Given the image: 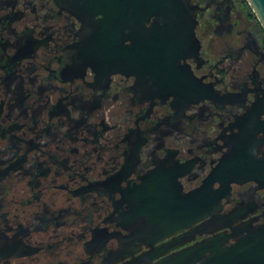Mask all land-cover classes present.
Listing matches in <instances>:
<instances>
[{"label": "flooded vegetation", "instance_id": "1", "mask_svg": "<svg viewBox=\"0 0 264 264\" xmlns=\"http://www.w3.org/2000/svg\"><path fill=\"white\" fill-rule=\"evenodd\" d=\"M198 5L200 52L184 61L218 95L244 90L245 106L264 88V31L245 0ZM74 13L65 0H0V264H152L210 236L216 224L262 227V185L229 182L220 211L202 219L208 226L197 220L158 238L155 248L172 237L182 244L146 260L161 250L148 246L161 214L148 203L139 217L127 190L145 175V189L159 188L148 174L173 164H184L176 194L199 187L228 151L223 134L237 130L230 125L243 107L181 108L169 95L136 91L133 75L98 77L77 54L90 28ZM256 136L264 152V133Z\"/></svg>", "mask_w": 264, "mask_h": 264}, {"label": "water", "instance_id": "2", "mask_svg": "<svg viewBox=\"0 0 264 264\" xmlns=\"http://www.w3.org/2000/svg\"><path fill=\"white\" fill-rule=\"evenodd\" d=\"M65 1L90 28V34L76 43L75 48L83 59V66L98 77L106 79L112 73L133 75L136 91H148L156 98L169 95L172 104L181 108L188 102L198 101H208L215 106L242 105L244 90L218 95L213 83H204L194 76L184 61L186 57L196 59L200 52L194 29L197 12L203 9L198 5L201 0ZM245 2L264 31V0ZM252 92L251 101L242 105V114L230 125L237 130L223 134L222 139L228 138L224 142L228 151L221 154L199 187L183 196L176 194L175 175L184 164H173L148 174L147 177L154 180L150 185L159 188L145 189V175L140 178V184L127 190L128 204L139 212V217L144 216L148 203L157 217L158 212L161 214L157 219L161 223L154 231L157 235L152 236L148 245L151 250H161L145 256L146 260L182 244L177 237H172L155 248L153 243L158 238L169 236L197 220H200L199 227L208 226V220L202 219L213 211H220L219 200L224 201L227 196L229 182L252 181L264 189V152L259 151L263 141L256 136L258 132L264 133V117L260 118L264 114V88L259 89V93L258 87ZM214 181L218 182L217 188H212ZM225 217L232 219L235 215L229 212ZM126 218L124 213L117 219ZM224 227L229 228L230 233L217 232ZM243 232L245 234L241 235ZM209 233L210 236L168 253L152 264H191L195 260L197 264H264V224L260 228L239 229L225 222L209 228ZM139 234L148 233L142 226ZM228 238L233 242L228 244Z\"/></svg>", "mask_w": 264, "mask_h": 264}]
</instances>
